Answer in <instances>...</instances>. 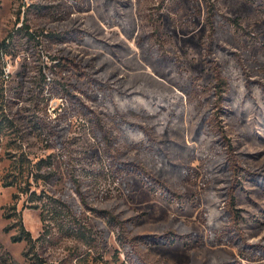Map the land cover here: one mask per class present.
Here are the masks:
<instances>
[{
    "label": "rangeland",
    "instance_id": "rangeland-1",
    "mask_svg": "<svg viewBox=\"0 0 264 264\" xmlns=\"http://www.w3.org/2000/svg\"><path fill=\"white\" fill-rule=\"evenodd\" d=\"M207 57L227 76L222 101ZM168 58L195 82L176 83ZM0 119V264H264V0H0ZM218 124L247 168L238 229ZM125 162L174 198L117 178ZM51 197L85 238L41 218ZM14 207L33 248L12 240Z\"/></svg>",
    "mask_w": 264,
    "mask_h": 264
},
{
    "label": "trees",
    "instance_id": "trees-1",
    "mask_svg": "<svg viewBox=\"0 0 264 264\" xmlns=\"http://www.w3.org/2000/svg\"><path fill=\"white\" fill-rule=\"evenodd\" d=\"M225 20L227 23H229L231 26L234 27L235 30H240L241 24L239 23V20L237 18H229V17H225ZM26 34L29 35L30 38H34V34L32 32H30L29 30L26 31ZM213 41H210V43ZM209 43V44H210ZM207 53H209V51H207ZM207 60H210V62H213L212 65V69L214 70V83H213V90H214V95L217 96L219 101H222L224 99V93L226 91H228L229 89V83H228V79L227 76H225L226 74H222L221 71L219 70L218 67V63L217 61H214L215 59H213L212 57H207ZM168 61L170 62V65H172V71L170 72L171 74H177V81L176 83L181 84V83H185V82H190L193 83L195 82V80H193L192 77L188 76V73L186 71V69L182 66L181 62L177 59V58H173L170 59L168 58ZM181 85H186L185 84H181ZM182 89H184L187 92H193V89L191 88V86L189 87H181ZM5 125V121H3L2 119H0V130L2 128V125ZM218 131L221 133L223 142L226 146L227 149V160L229 161V168H230V173L232 174V184L227 192V197H226V209L227 212L229 214V219L230 222L232 224V226H234L236 229H238L239 227V223H240V209L237 207V201H236V189L237 187L241 184V178L244 177L247 168H243L234 151V145L232 143L231 138L227 135L226 131L222 128V125L218 124ZM148 138H151V134L148 132ZM153 143L155 145V142L153 140ZM20 163V168H19V175L23 176L24 174V160H22L21 158L18 160ZM117 163V162H113ZM39 168L40 165H38ZM116 169H114V171H117V178H121L122 176H124L125 172L124 171H128V172H132L134 174H136L140 180L146 184H157L158 187H155V189H159L162 188L163 189H167L164 190L163 193L168 195L170 194L171 198V191L170 189H168V187H164L161 184H158L153 181H151V179H153L154 177H150L148 172L140 165L133 163V162H125L124 165L120 164V167L118 166L119 169H117V166L115 165ZM17 173H14L13 178L8 179V175L3 177V182L2 184L4 186H11L14 185L17 182V177H15ZM253 176H257V174L252 175ZM36 179V177H34ZM157 181V180H156ZM27 182L29 183V178L27 179ZM151 182H153V184H151ZM29 187H26L25 192H28ZM24 191V190H22ZM31 194H36L35 190L31 191ZM40 195V194H39ZM38 195V196H39ZM169 196V195H168ZM169 197V198H170ZM170 198V199H171ZM5 216L10 218L13 217L17 223H16V233L13 234L12 240L14 241H21V240H25L28 247L29 248H33L34 246V242H35V238L32 236L30 230H28L24 223H23V218L21 216L20 213L17 212L16 208L14 207V211L12 212H8L5 213ZM41 218L46 222V220L50 219L53 221V225L58 227V230H61L63 232H65V234L67 236H80L82 238H85L86 233L85 232H81L82 230H84L85 227H81V225L79 224V221L77 220V218L71 213V211H69L66 207V205H64L62 203L61 200L51 197V200L49 202V206L47 207V209H43L41 210ZM108 222L115 227L116 229H118V231L121 232H125V224L123 221L118 220L116 217H114L113 215H109L108 216ZM9 227H7L6 229H8ZM48 227L47 229L44 231L43 236H48ZM81 232V233H80ZM121 235V236H120ZM119 236H120V243L124 244L125 241L129 242L131 241V239H127V235L124 233H120L119 232ZM134 254V252H133ZM137 256L139 263L136 264H149L148 262L144 261L142 258L140 259V257L138 255ZM36 263L37 264H44V262L42 261V259L40 257H37L36 259Z\"/></svg>",
    "mask_w": 264,
    "mask_h": 264
}]
</instances>
